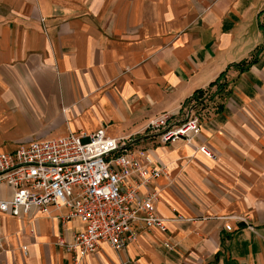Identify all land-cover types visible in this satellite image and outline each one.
<instances>
[{
    "label": "crops",
    "instance_id": "1",
    "mask_svg": "<svg viewBox=\"0 0 264 264\" xmlns=\"http://www.w3.org/2000/svg\"><path fill=\"white\" fill-rule=\"evenodd\" d=\"M263 13L264 0H0V152L102 129L166 170L142 191H157L166 232L135 224L123 251L101 244L80 264H264V49L228 68L262 44ZM224 70L227 95L193 104L190 145L144 129L182 121ZM48 210L0 213V264H71L57 241L81 225Z\"/></svg>",
    "mask_w": 264,
    "mask_h": 264
},
{
    "label": "built area",
    "instance_id": "2",
    "mask_svg": "<svg viewBox=\"0 0 264 264\" xmlns=\"http://www.w3.org/2000/svg\"><path fill=\"white\" fill-rule=\"evenodd\" d=\"M187 109L177 124L171 125L167 115H160L144 129L155 133L162 145L179 141L190 145L200 125L193 103ZM196 150L213 158L203 145ZM165 173L145 150L133 149L126 138H107L102 129L32 140L11 152H0V185L10 190L7 198L0 199V213L20 218L31 211L46 214L53 208L61 223L78 222L81 227L70 241L57 243L69 254L71 264H80L101 244L123 251L135 239V224L166 232V220L154 212L157 191L142 193ZM172 220L183 218L175 215Z\"/></svg>",
    "mask_w": 264,
    "mask_h": 264
},
{
    "label": "trees",
    "instance_id": "3",
    "mask_svg": "<svg viewBox=\"0 0 264 264\" xmlns=\"http://www.w3.org/2000/svg\"><path fill=\"white\" fill-rule=\"evenodd\" d=\"M264 14V13H263ZM259 28L262 29L264 32V27L259 23ZM264 49V40L262 44L254 50L252 55L248 60H242L238 63L231 64L228 68H232L236 70L238 73H241L245 71L252 63L255 62L258 55L261 53V51ZM227 68V69H228ZM225 71L221 72L217 78L209 83V85L203 89V90H196L191 98V101L194 105H200L201 108H203V101H210L213 99V97H218L219 100H222L228 93L226 90V84L224 81ZM213 88V91H210V89ZM216 109L221 107V104L216 103L215 105Z\"/></svg>",
    "mask_w": 264,
    "mask_h": 264
}]
</instances>
